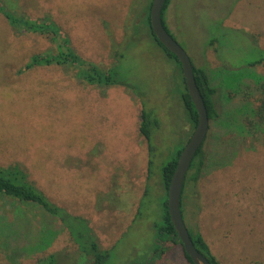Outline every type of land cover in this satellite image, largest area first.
I'll use <instances>...</instances> for the list:
<instances>
[{
  "label": "rangeland",
  "instance_id": "374dc122",
  "mask_svg": "<svg viewBox=\"0 0 264 264\" xmlns=\"http://www.w3.org/2000/svg\"><path fill=\"white\" fill-rule=\"evenodd\" d=\"M149 1L3 0L28 20L51 18L83 60L115 67L124 83L111 87L77 79L76 67L25 71L54 46L0 14V166L20 165L54 204L87 220L111 252L105 264H148L155 256L167 197L162 167L195 131L182 102L181 67L144 25ZM166 21L219 89L204 166L186 183L185 223L222 264H264V125L251 117L264 82H224L229 71L237 75L264 57V0H172ZM247 71L264 77V66ZM143 110L160 123L152 155L140 133ZM46 240L52 245L42 250ZM163 246L155 264H190L181 246ZM51 254L56 264L88 263L59 219L15 210L0 197V264H37Z\"/></svg>",
  "mask_w": 264,
  "mask_h": 264
},
{
  "label": "trees",
  "instance_id": "16d2710c",
  "mask_svg": "<svg viewBox=\"0 0 264 264\" xmlns=\"http://www.w3.org/2000/svg\"><path fill=\"white\" fill-rule=\"evenodd\" d=\"M153 0L149 1V5L146 10L145 17L143 18L144 25L149 29L153 39L155 40L158 47L171 59H174L179 63L181 70L182 65L178 58L167 50L156 38L152 26L150 11L152 7ZM172 3V0H168L163 10L162 18L165 29L171 34L168 24L166 21V13ZM0 14H2L7 22L12 28L16 30L25 31L27 33L39 34L41 36H46L51 40L53 44V50L48 52L38 54L32 57L25 71H30L39 66H67V67H76V77L77 79L97 87H111L123 84L122 78L119 76V71L113 67L110 69H104L100 66L87 62L83 60L77 52L72 48L69 39L62 35L61 29L58 25L51 19L45 18L40 21L28 20L26 17H23L17 13L8 11L4 7L3 0H0ZM172 35V34H171ZM214 44V41L211 43ZM194 65V63H193ZM258 66H264V57L256 59L248 64H246L239 74L235 75V71H229L227 78L225 76V84L229 87V84L232 82L241 83L242 79L245 77H250L252 80L258 83L264 82V77L259 75H254L253 72L248 73V68H255ZM195 77L197 85L205 99L210 120H218L220 115L216 109L215 97L218 94V87H215L213 77L208 74L204 69L198 68L194 65ZM225 72V70H223ZM183 73V70H182ZM256 77V78H255ZM242 78V79H241ZM234 79V81H232ZM183 80L185 82L184 76ZM264 84V83H263ZM186 85V82H185ZM263 91H264V85ZM182 102L184 109L186 111L189 123L192 125L195 130L198 125L199 116L197 110L194 106V103L191 99V96L188 93L187 87L181 92ZM251 117L255 120L256 126L264 125V95L258 101V106L256 109L251 108ZM251 123V124H254ZM160 123L159 120L151 113L146 110L142 111L141 115V125L140 133L149 143L150 153L153 154L152 139L154 133L159 129ZM190 139L187 140L186 144ZM207 140V139H206ZM185 144V145H186ZM198 151L197 155L194 158L191 169L195 170L196 173L201 172L204 161V146ZM183 145L174 155H171L170 159L162 167V184L166 193V201L164 202L165 215L163 217V222L160 225L156 226L157 229V248L155 256L149 260L148 264H155V260L162 257L168 248L163 246L164 243H171L173 245H179L183 248V244L178 237L176 229L171 222L169 211H168V190L172 177L176 171L180 155L185 147ZM189 173L186 179V183L189 177ZM186 183L184 186L182 200H181V209L183 213L184 220L186 218L185 214V189ZM0 197L9 201L12 208L15 210L25 209V208H37L43 211L44 213L56 217L63 224L64 228L70 234L73 242L78 246L79 251L85 256L88 263L87 264H105L110 256L111 252L105 250L94 231L89 225V222L83 218L74 216L70 214L67 210L59 207L54 204L47 195L40 190L36 184L31 181L29 174L18 164L9 165L7 167L0 166ZM18 226V225H16ZM191 238L196 246V248L210 261L211 264H222L219 259L213 254L211 248L207 244L203 235L197 230H190ZM16 234V232H15ZM18 234L22 235V230L18 228ZM41 236H44L42 234ZM42 239V241H41ZM44 238L36 237L35 243H44ZM48 240V239H47ZM47 242L45 247L42 250H46L52 245V242ZM163 243V244H161ZM35 244V245H36ZM41 246V245H40ZM40 248V247H39ZM184 256L190 264H194L191 258L186 254L183 248ZM59 260L58 255H48L38 260L37 264H56Z\"/></svg>",
  "mask_w": 264,
  "mask_h": 264
},
{
  "label": "water",
  "instance_id": "95a60500",
  "mask_svg": "<svg viewBox=\"0 0 264 264\" xmlns=\"http://www.w3.org/2000/svg\"><path fill=\"white\" fill-rule=\"evenodd\" d=\"M167 1L153 0L150 11L151 26L159 42L181 62L186 87L199 116L198 125L180 155L176 171L170 182L168 211L183 248L192 262L194 264H211L205 255L196 248L181 209L182 194L188 173L195 156L208 137L210 129L209 112L205 99L197 85L194 65L190 56L164 27L162 14Z\"/></svg>",
  "mask_w": 264,
  "mask_h": 264
}]
</instances>
